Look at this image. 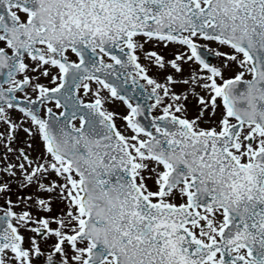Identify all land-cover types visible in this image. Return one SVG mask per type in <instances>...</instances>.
Here are the masks:
<instances>
[{
  "label": "snow or ice",
  "instance_id": "snow-or-ice-1",
  "mask_svg": "<svg viewBox=\"0 0 264 264\" xmlns=\"http://www.w3.org/2000/svg\"><path fill=\"white\" fill-rule=\"evenodd\" d=\"M0 264H264V0H0Z\"/></svg>",
  "mask_w": 264,
  "mask_h": 264
}]
</instances>
